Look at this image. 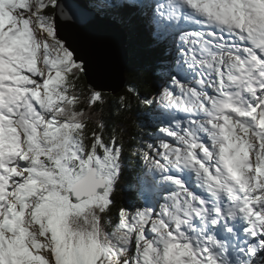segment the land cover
Instances as JSON below:
<instances>
[{"label":"snow or ice","instance_id":"snow-or-ice-1","mask_svg":"<svg viewBox=\"0 0 264 264\" xmlns=\"http://www.w3.org/2000/svg\"><path fill=\"white\" fill-rule=\"evenodd\" d=\"M0 264H264V0H0Z\"/></svg>","mask_w":264,"mask_h":264},{"label":"trees","instance_id":"trees-1","mask_svg":"<svg viewBox=\"0 0 264 264\" xmlns=\"http://www.w3.org/2000/svg\"><path fill=\"white\" fill-rule=\"evenodd\" d=\"M124 76V85H134L144 94H148L154 91L155 79L151 73L145 72L143 70L125 71ZM120 90H122V88ZM120 90L116 92L117 95L120 94ZM134 121L135 116L129 114V117L125 122V128L129 133L132 134H135V132L137 131V129L134 127ZM134 175V171L126 173L125 180L122 181V185H125L128 180L134 178ZM120 202L121 204H129L131 202V194L128 193L126 189H122L120 193Z\"/></svg>","mask_w":264,"mask_h":264},{"label":"water","instance_id":"water-1","mask_svg":"<svg viewBox=\"0 0 264 264\" xmlns=\"http://www.w3.org/2000/svg\"><path fill=\"white\" fill-rule=\"evenodd\" d=\"M124 73H125V72H124ZM124 82H125V76H124V74H123L122 80H121V82H120L121 88H122V86H124ZM121 88H118L117 91H119Z\"/></svg>","mask_w":264,"mask_h":264}]
</instances>
